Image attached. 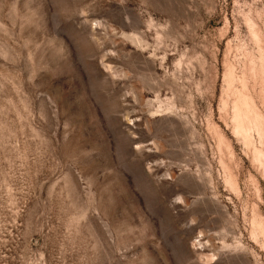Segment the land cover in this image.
I'll return each instance as SVG.
<instances>
[{
	"label": "rangeland",
	"instance_id": "374dc122",
	"mask_svg": "<svg viewBox=\"0 0 264 264\" xmlns=\"http://www.w3.org/2000/svg\"><path fill=\"white\" fill-rule=\"evenodd\" d=\"M0 264H264V0H0Z\"/></svg>",
	"mask_w": 264,
	"mask_h": 264
},
{
	"label": "bare ground",
	"instance_id": "6f19581e",
	"mask_svg": "<svg viewBox=\"0 0 264 264\" xmlns=\"http://www.w3.org/2000/svg\"><path fill=\"white\" fill-rule=\"evenodd\" d=\"M236 110H238L237 112H236V116H235V121L237 122V129H240L243 133H244V135H245V137H246V139H247V135H246V131H245V129H244V127H243V123H244V119H243V117H245V115H247L246 113L248 112V108H245V105L244 104H242L239 108H237ZM242 110H244V114H243V112H242ZM242 125V126H241Z\"/></svg>",
	"mask_w": 264,
	"mask_h": 264
}]
</instances>
